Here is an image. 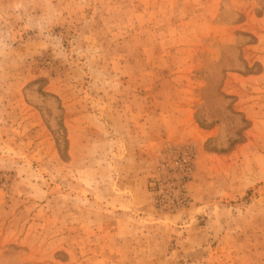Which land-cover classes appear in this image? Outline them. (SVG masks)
Instances as JSON below:
<instances>
[{
	"label": "rangeland",
	"instance_id": "1",
	"mask_svg": "<svg viewBox=\"0 0 264 264\" xmlns=\"http://www.w3.org/2000/svg\"><path fill=\"white\" fill-rule=\"evenodd\" d=\"M0 264H264V0H0Z\"/></svg>",
	"mask_w": 264,
	"mask_h": 264
},
{
	"label": "bare ground",
	"instance_id": "2",
	"mask_svg": "<svg viewBox=\"0 0 264 264\" xmlns=\"http://www.w3.org/2000/svg\"><path fill=\"white\" fill-rule=\"evenodd\" d=\"M213 223H215V222H213ZM213 230H214V232H216V230H217V226H213ZM220 230V229H219Z\"/></svg>",
	"mask_w": 264,
	"mask_h": 264
}]
</instances>
